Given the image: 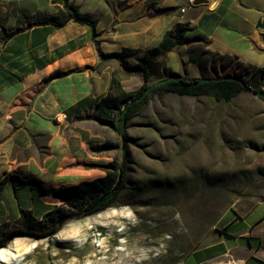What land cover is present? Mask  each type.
Returning a JSON list of instances; mask_svg holds the SVG:
<instances>
[{
  "label": "crops",
  "instance_id": "crops-1",
  "mask_svg": "<svg viewBox=\"0 0 264 264\" xmlns=\"http://www.w3.org/2000/svg\"><path fill=\"white\" fill-rule=\"evenodd\" d=\"M69 2L96 21L95 36L89 25L70 20L60 27L31 26L0 44V180L11 178L0 189V224L19 225L21 209L39 218L60 205L45 189L105 174L83 166L112 160L102 155L106 151L92 148L107 140L108 130L94 120L96 103L108 92L114 74L126 91L142 84L139 73L124 70L109 54L131 49L141 55L166 31L183 24L186 41L156 57L158 73L149 78L150 84L168 73L211 76L219 66L252 82L264 68V0H205L196 5L188 0ZM63 4L0 0V11L8 15L7 27H13L20 13L53 12ZM191 50L198 63L190 59ZM98 52L104 55L101 59ZM54 71L66 73L46 80ZM260 87L264 90V80ZM250 210H237L236 218ZM263 223L238 234L213 226L178 264H264ZM245 237L250 239L246 244Z\"/></svg>",
  "mask_w": 264,
  "mask_h": 264
},
{
  "label": "rangeland",
  "instance_id": "rangeland-1",
  "mask_svg": "<svg viewBox=\"0 0 264 264\" xmlns=\"http://www.w3.org/2000/svg\"><path fill=\"white\" fill-rule=\"evenodd\" d=\"M126 135L117 204L66 221L50 238H14L0 264H178L213 226L238 234L264 222V106L255 95L152 97ZM104 136L120 142L110 129ZM102 155L121 160L118 149Z\"/></svg>",
  "mask_w": 264,
  "mask_h": 264
},
{
  "label": "trees",
  "instance_id": "trees-1",
  "mask_svg": "<svg viewBox=\"0 0 264 264\" xmlns=\"http://www.w3.org/2000/svg\"><path fill=\"white\" fill-rule=\"evenodd\" d=\"M7 19L8 15L0 11V44L6 42L12 35L31 26L53 25L60 27L70 20L89 25L93 30V35H96V21L80 13L76 5L69 0H64L63 7H57L53 12L36 11L31 15L21 14L13 27H7ZM186 30L187 27L183 24L174 26L163 34L155 47L143 51L141 55H139L141 51L131 49H123L108 55L115 58L124 70L135 71L142 78V84L137 89L126 91L122 87L120 78L114 74L111 77L108 92L96 103L98 115L94 120L99 125L114 131L119 136L120 142L106 140L101 145L92 148L101 153L118 149L121 151L120 162L114 158L106 163H83L86 168H98L105 174L92 180L80 181L74 185L45 189L55 195L61 204L52 206L39 218H36L32 211L21 209L19 226L10 227L7 222L0 224V248L6 247L16 237L50 238L60 231L66 221L82 219L116 205L127 184L128 140L126 127L140 114L147 101L152 97L162 98L166 94L190 97L205 96L211 97L215 102L228 103L240 94L247 93L264 100V90L260 87V82L264 80V68L259 70L258 81L255 79L252 82L246 81L236 74L215 73L205 77H188L168 73L150 84L149 78L158 73V68L155 67L156 57L185 42ZM187 42L189 41L187 40ZM191 52L194 50L190 51V59L198 63L191 56ZM98 56L101 59L104 55L98 52ZM131 59H135L136 62L132 63ZM84 68L89 69L90 67ZM64 73L66 72L54 71L46 80ZM9 179L11 178L4 177L0 180V189Z\"/></svg>",
  "mask_w": 264,
  "mask_h": 264
},
{
  "label": "water",
  "instance_id": "water-1",
  "mask_svg": "<svg viewBox=\"0 0 264 264\" xmlns=\"http://www.w3.org/2000/svg\"><path fill=\"white\" fill-rule=\"evenodd\" d=\"M205 2V0H193V4H200V3H203ZM260 28H264V17L262 18V22L260 24Z\"/></svg>",
  "mask_w": 264,
  "mask_h": 264
},
{
  "label": "built area",
  "instance_id": "built-area-1",
  "mask_svg": "<svg viewBox=\"0 0 264 264\" xmlns=\"http://www.w3.org/2000/svg\"><path fill=\"white\" fill-rule=\"evenodd\" d=\"M188 2H189V3H192L193 0H188ZM180 11H181V13H183V12H184V9H181Z\"/></svg>",
  "mask_w": 264,
  "mask_h": 264
},
{
  "label": "bare ground",
  "instance_id": "bare-ground-1",
  "mask_svg": "<svg viewBox=\"0 0 264 264\" xmlns=\"http://www.w3.org/2000/svg\"><path fill=\"white\" fill-rule=\"evenodd\" d=\"M118 261V260H117Z\"/></svg>",
  "mask_w": 264,
  "mask_h": 264
}]
</instances>
